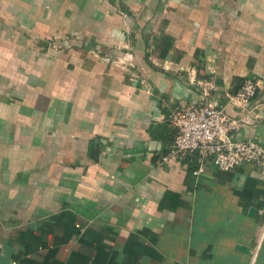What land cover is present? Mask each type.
<instances>
[{
	"label": "crops",
	"instance_id": "crops-1",
	"mask_svg": "<svg viewBox=\"0 0 264 264\" xmlns=\"http://www.w3.org/2000/svg\"><path fill=\"white\" fill-rule=\"evenodd\" d=\"M86 3L92 20L112 16L120 29L125 18L122 51L137 61H123L125 71L105 63L101 53L117 52L120 35L93 34L103 48L77 47L98 60L76 57L70 109L17 104L35 92H20L0 66V264H264V173L206 162L195 175L194 158L160 164L177 110L207 94L246 120L236 140L264 143V0ZM55 4L65 16L70 4L77 14L85 5ZM127 11L143 17L134 45ZM82 22L65 17L44 35ZM71 76H59L61 101ZM245 79L257 85L251 112L233 98Z\"/></svg>",
	"mask_w": 264,
	"mask_h": 264
},
{
	"label": "rangeland",
	"instance_id": "rangeland-1",
	"mask_svg": "<svg viewBox=\"0 0 264 264\" xmlns=\"http://www.w3.org/2000/svg\"><path fill=\"white\" fill-rule=\"evenodd\" d=\"M56 1L0 0V66L10 67L13 76L10 82L20 88V92L24 88H33L35 95L30 91L26 95V100H23L24 97H22L16 101L17 104H25V107L60 109L61 104L66 103L69 105L67 108L70 109L71 105L75 104L74 99H72L73 92H75L74 74L72 73L74 67L72 66H75L76 57H80V62L91 61L92 58L98 60L95 57L98 54L93 52L94 50H84L85 52L81 56L78 48H89V38L91 36L93 38V34L101 33L104 27L110 30L114 28L118 32L120 38L116 40L113 48L119 49L114 54L102 52L101 59H104L105 63L110 62L112 65L118 64V62L122 63L125 60H129L128 62L137 61L134 56L126 59L128 55L126 51H122V46L125 43L128 45L127 42H124L128 23L121 15L122 20L118 22L120 29H117V20H114L112 16H100L98 19L92 20L93 10L89 8L92 5H88L87 0H83V2L80 0L81 4L85 3L84 10L80 14L76 13V10H79L78 7L70 4L67 11L68 16H65L64 13L66 7L61 6L59 8L55 4ZM103 10L106 11L104 8ZM65 17L70 20L73 26L80 25L82 18L84 27L81 29L78 27L77 30L74 27L68 30L62 27L63 33L58 37H55L56 35L45 37L44 33L47 29H52L53 34H55V29L60 28L59 25L60 23L63 24ZM75 19L78 22H74ZM105 40L107 39L105 38ZM49 61L53 64L43 65ZM55 62H63V66H60L59 63L54 64ZM11 63L14 64L11 65ZM117 70L125 71L124 65L117 66ZM49 72H51L50 76ZM65 73L72 74L67 82L72 85L73 89L66 91L72 100L68 98L67 101H61L58 93L62 90L61 86L64 79H60L59 76L63 77ZM133 78H138V75L133 76Z\"/></svg>",
	"mask_w": 264,
	"mask_h": 264
},
{
	"label": "built area",
	"instance_id": "built-area-1",
	"mask_svg": "<svg viewBox=\"0 0 264 264\" xmlns=\"http://www.w3.org/2000/svg\"><path fill=\"white\" fill-rule=\"evenodd\" d=\"M256 91L257 85L245 79L233 98L251 112ZM245 121L228 115L225 106L208 94L196 104L182 105L172 118L175 136L160 164L194 158L200 165L195 175L203 172L206 162L224 172L247 163L264 173V148L255 141L234 138Z\"/></svg>",
	"mask_w": 264,
	"mask_h": 264
},
{
	"label": "trees",
	"instance_id": "trees-1",
	"mask_svg": "<svg viewBox=\"0 0 264 264\" xmlns=\"http://www.w3.org/2000/svg\"><path fill=\"white\" fill-rule=\"evenodd\" d=\"M155 9H156V6L151 7V4H149L147 6V10H149L150 13H152V14H154ZM126 14H127V18H129V21H131L132 24H133V27H132V30H131V36H132V44L134 45L138 41V39L140 37V31H141L142 25L139 24L138 22H140V20H142L143 17L137 18V20H138V22H137V20L132 16V14L129 11H127ZM89 39L90 40L88 42L91 44L90 47L92 46V47H95V48H103L100 45H98L96 42H93V40L91 38H89ZM83 48H86V47H83ZM168 140H169V138H168ZM257 143L260 144L264 148V143L262 141L257 142ZM167 152H168V149H164V154H166Z\"/></svg>",
	"mask_w": 264,
	"mask_h": 264
},
{
	"label": "water",
	"instance_id": "water-1",
	"mask_svg": "<svg viewBox=\"0 0 264 264\" xmlns=\"http://www.w3.org/2000/svg\"><path fill=\"white\" fill-rule=\"evenodd\" d=\"M92 143H93V146H94V148H96V149H98V145L96 144V142L93 140L92 141ZM92 146V147H93ZM93 149V148H92ZM92 154H93V151L91 150V152H90V156H92ZM240 248V247H239ZM240 249H243V250H246V249H244V248H240Z\"/></svg>",
	"mask_w": 264,
	"mask_h": 264
}]
</instances>
